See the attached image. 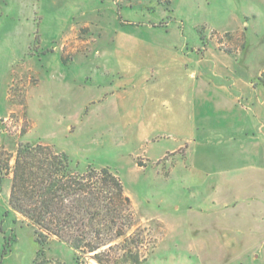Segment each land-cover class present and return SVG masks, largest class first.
<instances>
[{
  "label": "crops",
  "instance_id": "obj_1",
  "mask_svg": "<svg viewBox=\"0 0 264 264\" xmlns=\"http://www.w3.org/2000/svg\"><path fill=\"white\" fill-rule=\"evenodd\" d=\"M248 2L170 0L168 11L160 7L158 0H151L148 6L140 4L137 7L142 11L151 9L153 14L161 11V14L158 18L146 17L133 23L142 30L129 32L127 27L120 26L111 41L106 40L105 45L83 59L77 61L78 58L73 57L66 66L57 57L55 68H43L46 75L50 71L63 73L61 78L52 79L50 92L47 95L46 91L43 97L51 101L54 120L55 113L62 114L63 119L57 116L50 123L54 124V137L74 136L75 118H71L80 115V92L90 84L98 96L107 95L98 102L100 108L91 124L96 133H102L99 136L109 146L112 139L127 141L132 138L134 145L146 144L148 158L155 161L168 147L156 150L149 142L155 145L160 139H186L191 146L184 150L185 161L191 157L195 168L198 166L203 172L212 164L222 168V177L215 180L199 176V184L207 182L204 186L209 190L203 204L210 211V219L214 220L205 225L200 222L204 220L200 216L194 217L199 220L201 231L205 230L202 226L205 225V231L210 234L229 230L248 238L258 226L264 233L261 221L264 218V179L251 180L252 171L264 174V86L255 82L260 67L256 69L251 62L248 37L244 36L241 46L231 52L219 49L209 38L210 30L226 32L241 29V26L246 28L248 22L244 18L250 9ZM202 26L205 29L199 32L197 29ZM81 65L85 66L83 70ZM64 96L68 102L63 100ZM208 109L211 111L207 114ZM3 112L1 105L0 115ZM109 114L116 121H106ZM213 143L216 147L211 146ZM181 146L179 141L176 148ZM73 148L76 149L77 144L72 139L69 143H61L58 149L70 155L75 152ZM211 149L213 154H210ZM216 150L222 151V159L212 158ZM224 168L231 170L233 175L226 176ZM237 172L245 174L237 177ZM255 188L263 189L256 192ZM9 189V180L3 184L0 181V250L5 236L15 234V241L12 252L0 256V264L5 259L6 264L21 260L19 253L12 254L18 251L20 230L29 229L25 232L28 237L32 231L23 216L9 206ZM125 193L130 197L126 190ZM212 242L215 249L218 240L213 238ZM32 252L28 257L31 258ZM245 258L236 257L231 264H252L251 256ZM217 259L212 264L216 261L219 264Z\"/></svg>",
  "mask_w": 264,
  "mask_h": 264
},
{
  "label": "rangeland",
  "instance_id": "obj_2",
  "mask_svg": "<svg viewBox=\"0 0 264 264\" xmlns=\"http://www.w3.org/2000/svg\"><path fill=\"white\" fill-rule=\"evenodd\" d=\"M158 1L160 7L170 11V0H167L169 4L166 0ZM149 3L151 0H0V106L3 105L4 110L0 115V149L14 155L20 143L40 142L60 151L61 143H69L73 139L77 148L68 155L79 168L90 165L107 167L115 172L130 195L135 211L134 223L139 232L136 245L140 254L147 256L140 264H212L215 258L219 264H231L236 257L248 259L250 256L252 264H264V233L258 230V226L248 238L229 230L217 235L205 231V225L214 223V220L210 219V211L203 204L209 190L204 186L207 182L199 184V176L215 180L222 177L223 170L212 164L203 172L198 166L195 168L191 157L185 161L184 150L191 146L189 140L160 139L155 145L149 142L156 150L161 146L168 147L167 152L155 161L148 158L146 144L134 145L132 138L127 141L112 139L109 146L99 136L102 133H96L91 124L97 108H100L98 102L107 95L104 97L102 93L98 96L90 84L82 86L84 89L80 92V115L71 118H75L74 136L65 139L54 137V124L50 123L58 117L63 119L62 114L55 113L54 120L51 101L43 97L46 91L49 94L53 80L61 78L63 73L50 71L46 75L43 68H55L57 57L64 61L65 66L73 57L78 58L77 61L83 59L89 52L105 45L106 40L111 41L120 26L127 27L129 32L142 30L133 23L146 17L158 18L161 14V11L153 14L151 9L142 11L137 7L140 4L148 6ZM248 3L250 9L244 18L248 22L246 28L241 26V29L233 28L226 32L210 30L209 38L219 49L231 52L241 46L244 36L248 37L251 40V62L256 69L260 67L258 72H261L264 68V0H249ZM28 39L30 41L26 43ZM211 47L214 49L213 45ZM83 67L80 66L82 70ZM53 97L56 99L55 95ZM62 98L67 101L66 96ZM73 109L77 111L76 106ZM207 111L208 114L211 110ZM106 121L116 119L109 114ZM179 141L182 146L177 149ZM211 146L216 147V144ZM174 148L176 150L172 151ZM210 154H213L212 149ZM222 157L221 150L212 155V158ZM226 171V176L233 175L231 170ZM240 174L245 172H237V177ZM253 179H264L263 171H252ZM6 180L10 182V174L2 178V184ZM261 189L255 188V191ZM196 216L204 219L200 220L205 223L202 225L204 231H201L199 220H194ZM255 221L256 218L251 223ZM261 221L264 224V218ZM29 227L32 229L30 237L25 233L29 229L20 230L18 251L12 253H19L21 260L9 263L35 264L36 243L33 227ZM5 238L10 244V250L6 252L9 255L15 234ZM213 238L218 240L215 249ZM42 252L40 257L44 258V264H98L89 254L74 251L56 238H51ZM120 252L116 248L105 251L110 258L117 257ZM40 257L38 261H41ZM6 263L7 259L1 264Z\"/></svg>",
  "mask_w": 264,
  "mask_h": 264
},
{
  "label": "trees",
  "instance_id": "obj_3",
  "mask_svg": "<svg viewBox=\"0 0 264 264\" xmlns=\"http://www.w3.org/2000/svg\"><path fill=\"white\" fill-rule=\"evenodd\" d=\"M255 82L264 86V68ZM8 155L0 149V181L10 174L8 204L33 227L35 264H44L40 256L51 238L89 254L98 264H140L146 259L136 245L132 201L115 172L90 165L79 168L66 153L40 142L20 143L14 155ZM4 240L1 257L10 250ZM114 248L121 252L110 258L105 251Z\"/></svg>",
  "mask_w": 264,
  "mask_h": 264
}]
</instances>
